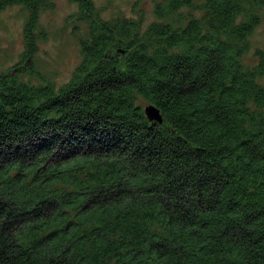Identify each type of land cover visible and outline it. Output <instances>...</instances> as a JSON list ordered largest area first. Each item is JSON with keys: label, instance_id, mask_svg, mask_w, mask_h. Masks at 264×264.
<instances>
[{"label": "trees", "instance_id": "1", "mask_svg": "<svg viewBox=\"0 0 264 264\" xmlns=\"http://www.w3.org/2000/svg\"><path fill=\"white\" fill-rule=\"evenodd\" d=\"M70 1L69 81L0 75V264H264V0H160L146 26ZM51 3L0 0L26 60Z\"/></svg>", "mask_w": 264, "mask_h": 264}, {"label": "rangeland", "instance_id": "2", "mask_svg": "<svg viewBox=\"0 0 264 264\" xmlns=\"http://www.w3.org/2000/svg\"><path fill=\"white\" fill-rule=\"evenodd\" d=\"M51 1L49 7L39 11L35 29L36 50L27 60L24 57L27 9L12 5L0 11V75L17 73L20 80L37 85L41 78L35 76V73L26 72L32 68L56 88L69 81L81 62V42L88 36V24L78 18L77 3L70 0ZM91 1L100 20L128 18L141 20L146 26L156 20L154 6L160 0ZM250 41L251 50L244 57L245 63H252L255 48L264 49V8L260 24L255 28ZM139 103L144 113V107L149 103L142 98Z\"/></svg>", "mask_w": 264, "mask_h": 264}, {"label": "water", "instance_id": "3", "mask_svg": "<svg viewBox=\"0 0 264 264\" xmlns=\"http://www.w3.org/2000/svg\"><path fill=\"white\" fill-rule=\"evenodd\" d=\"M144 114L149 121L157 123L162 122V115L159 109L151 103L144 107Z\"/></svg>", "mask_w": 264, "mask_h": 264}]
</instances>
